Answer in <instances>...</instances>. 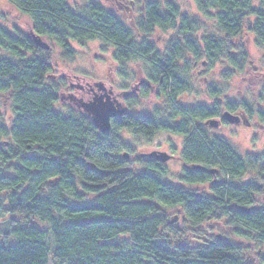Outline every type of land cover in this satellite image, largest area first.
Masks as SVG:
<instances>
[{"label": "trees", "instance_id": "16d2710c", "mask_svg": "<svg viewBox=\"0 0 264 264\" xmlns=\"http://www.w3.org/2000/svg\"><path fill=\"white\" fill-rule=\"evenodd\" d=\"M6 1L30 23L25 30L0 26V216L7 222L0 264H249L242 247L197 229L225 219L264 249V210L251 209L260 188L248 175L264 157L242 159L206 125H229L224 112L251 115L252 105L218 101L224 88L214 81L206 89L210 105L183 106L180 99L192 93L200 68L211 74L222 67L226 81L244 72L251 65L244 37L253 38L264 62V0H192L198 16L172 0H141L132 27L96 0L78 9L68 0ZM69 41L112 47L124 80L125 63H143L146 81L129 92L122 86L125 111L105 134L84 113L54 108L51 44L59 59L73 62ZM150 97L161 99L152 115L131 112ZM122 131L145 141L160 132L182 137L179 180L189 189L163 182L165 163L143 155L130 160ZM257 180L264 183V176ZM165 209H178L188 230L177 229ZM186 231L198 236L195 243H184Z\"/></svg>", "mask_w": 264, "mask_h": 264}, {"label": "rangeland", "instance_id": "374dc122", "mask_svg": "<svg viewBox=\"0 0 264 264\" xmlns=\"http://www.w3.org/2000/svg\"><path fill=\"white\" fill-rule=\"evenodd\" d=\"M85 0H68V3L73 8H80ZM103 7L116 14L126 25L131 26L133 19H136L139 13V2L141 0H96ZM159 2L163 4L165 0H148ZM179 4L184 13L191 16H198L195 5L192 0H172ZM28 17L22 15L13 5L6 0H0V26L10 29L13 26L25 30L28 25ZM206 28L209 33H216L213 23H206ZM244 40V41H243ZM242 41L245 42L249 55L251 65L242 73H233L231 78L226 81L220 78L221 68H216L213 73L199 72L200 69L195 71L192 77V93L183 94L181 96V104L183 106H193L196 104L210 105L213 102L207 93V86L211 82H217L224 88L223 95L218 96L217 99L223 102L224 99L230 101H246L252 105L255 112L260 113L255 115L251 120L253 126L245 125H222L220 128L211 130L213 136L224 138L238 153V155L245 159L249 155L261 156L264 154V62L262 60L261 50L258 49L251 36L244 37ZM161 47L163 39L154 35L151 38ZM70 46L77 53L73 62H65L59 59V50L53 46L54 53V74L50 77L51 81L58 84L59 87V100L54 105L57 112L61 114H68L73 112L75 114L83 113L75 102L71 101L69 96L74 94L77 96V88L75 84L81 86L95 84L103 86L106 90H111L114 94L120 95L118 102L123 104V96L121 98V88L126 85V91H130L137 83L146 81L144 76V66L141 61L125 63L129 79H123L118 75L120 65L115 64L112 60L113 49L103 43H85L80 45L77 42L69 41ZM60 79L64 80V85L61 84ZM94 88V86H93ZM96 88V87H95ZM161 99L150 97L149 99H142L139 105L131 110L134 115H152L153 110L160 107ZM5 108V106H4ZM2 109L1 113L8 115L6 109ZM258 123V124H257ZM122 139L130 145L133 149L130 160L136 156L147 155L152 152L166 153L171 159L166 162L168 174L162 178L163 182L171 184L176 187H183L189 189V185L179 180L182 172L181 152H182V137L174 136L168 133H157L151 141H145L143 138H133L127 131L120 133ZM263 162L253 172L248 175L250 177L263 173ZM264 174V173H263ZM259 177V176H258ZM259 183V180H254ZM259 212L264 210V196L257 195L255 197V205L251 207ZM169 217H174L172 224L176 228L184 231L188 230L183 223H181L182 214L178 209H165ZM6 218L0 216V232L6 230ZM198 231L201 235L214 238H223L231 243H234L244 249V259L249 264H264V249L258 247L250 237L243 234L244 229H239L237 226L227 225L225 219L220 221H211L200 227ZM236 230H241L242 233H236ZM184 243H195L196 234L186 231L182 234ZM181 239V241H183ZM12 241V239L10 240ZM3 241H0V245ZM50 264V263H48Z\"/></svg>", "mask_w": 264, "mask_h": 264}, {"label": "water", "instance_id": "95a60500", "mask_svg": "<svg viewBox=\"0 0 264 264\" xmlns=\"http://www.w3.org/2000/svg\"><path fill=\"white\" fill-rule=\"evenodd\" d=\"M33 42L40 47L47 46L40 38H33ZM98 89L99 94H95L91 101L81 105L83 113L90 117L91 121L101 134H105L110 130L111 120L121 116L125 109L122 107L118 99L112 95L111 91H106L101 85L95 84ZM222 120L229 124H239L240 119L237 116L231 115L228 112H224L222 115ZM212 129H217L220 126L219 120H210L206 123ZM148 158L154 159L161 163L168 162L171 157L166 153L152 152L147 155ZM127 158V155H124ZM197 169H203L201 167H196ZM213 174L214 171H211Z\"/></svg>", "mask_w": 264, "mask_h": 264}, {"label": "flooded vegetation", "instance_id": "af4514ba", "mask_svg": "<svg viewBox=\"0 0 264 264\" xmlns=\"http://www.w3.org/2000/svg\"><path fill=\"white\" fill-rule=\"evenodd\" d=\"M94 86V85H93ZM90 86V85H84V86H81L79 84H75V88H77V96H75L74 94L70 95L69 98L71 101L75 102V104L82 110L81 108V105L84 104V103H87L89 101H91V99L93 98V96L95 94H99L100 92H98V89L95 88L96 86ZM103 87V86H102ZM106 91H111V90H106ZM112 92V91H111ZM112 95L114 97H116L117 99L119 98L120 95H116L112 92ZM122 96H124L123 94H121V98ZM260 113L258 112H255L254 110L252 111L251 115H246L245 113H243L242 111L240 112H237L235 114V116L239 117L240 119V122L239 124H230V125H245L247 127L249 126H253L251 124V120L253 119V117L255 115H259ZM258 124V123H257ZM223 124L220 123V126L219 128L222 126ZM262 157H264V154L261 155ZM262 164H263V173H264V159L262 160ZM261 165V164H260ZM262 174V176H264V174ZM253 177V176H252ZM257 179V176H255V180ZM259 188H260V192L257 194V195H263L264 196V183L263 182H259L257 183ZM256 195V196H257ZM255 196V197H256ZM255 197H254V200H255Z\"/></svg>", "mask_w": 264, "mask_h": 264}]
</instances>
